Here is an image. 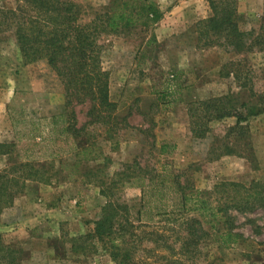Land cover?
<instances>
[{
	"label": "rangeland",
	"instance_id": "rangeland-1",
	"mask_svg": "<svg viewBox=\"0 0 264 264\" xmlns=\"http://www.w3.org/2000/svg\"><path fill=\"white\" fill-rule=\"evenodd\" d=\"M73 1L81 8V21L108 2ZM155 2L162 16L146 33L109 35L103 40L102 67L109 73V100L131 128L107 140L102 127L84 125L80 137L63 141L64 149L75 148L74 144L78 149L87 148L78 153L75 163L71 149L58 159L42 160L46 182L27 180L22 186L14 185L11 202L0 207V243L20 250L18 264L106 262L94 237H88L82 250L75 245L100 213L107 193L123 200L129 221L136 222L140 208L143 219L150 215L140 227L143 242L133 256L136 264L185 259L176 253L175 222L160 218L152 201L142 205L139 188L108 185L125 164L141 171L152 163L167 162L165 166L178 173L181 183L191 185V192L207 193L221 181L243 185L264 181V113L247 115L239 124L244 131L240 134L232 130L236 129L232 128L233 116L204 123L199 120L196 125L206 131L197 138L188 130L187 111L193 101L225 95V105L242 114L241 103H259L248 88L264 98V51L237 54L214 45L198 47L196 22L210 13L205 0ZM22 4L20 0H0V9ZM235 6L242 26L264 23V0H236ZM4 14L0 12V143L13 144V148L8 155H0V170L16 161L15 154H22L19 149L26 142L44 137L50 127L46 119L64 110L54 74L43 61L26 62L21 57L10 25L14 16L9 14L7 22H1ZM71 108L75 127L83 125L87 106L73 103ZM62 118L67 120V112L57 119ZM161 144H165V152L158 153ZM226 146L233 151L224 153ZM228 213L233 231L239 234L236 241L223 247L212 235L205 238L199 252L193 254V264H264V210L236 213L229 209ZM152 233L161 236L156 243L150 240ZM174 244L173 251L166 248Z\"/></svg>",
	"mask_w": 264,
	"mask_h": 264
},
{
	"label": "trees",
	"instance_id": "trees-1",
	"mask_svg": "<svg viewBox=\"0 0 264 264\" xmlns=\"http://www.w3.org/2000/svg\"><path fill=\"white\" fill-rule=\"evenodd\" d=\"M20 1L22 7L17 5L5 11L0 9L1 13H5L1 22H7L9 14L14 16L10 25L21 57L26 62L41 60L52 71L61 86L64 110L62 114L46 119L50 127L44 137L26 142L19 149L22 154H15L16 161L12 160L8 167L0 170V207L11 202L16 193L14 185L22 186V182L27 180L46 182L44 173L47 170L43 169L42 160L58 159L71 149L70 156L74 157L75 163L78 153L85 152L87 148L82 146L78 149L74 144L75 148L64 149L63 141L80 137L84 125L102 127L107 140H112L113 134L120 130L131 128L126 117L118 115L113 102L109 100V73L102 67L103 40L109 35L146 33L162 16L155 0H108L101 11L86 21H81V8L73 0ZM205 2L210 13L196 22L198 47L214 45L237 54L264 51V23L242 26L236 11V0ZM26 7L30 9L29 14L25 13ZM149 40L150 37L146 42ZM241 86L246 88L244 83ZM248 90L259 103L250 106L241 103L240 107L245 108L244 114L225 105L228 102L226 95L188 104V130L191 136L200 138L204 135L206 127L199 128L196 125L199 120L204 123L223 116H233L235 121L232 128L236 129H231L237 134L244 133L239 124L249 116L264 113V98L250 88ZM73 103L87 106V120L79 127H75L71 108ZM65 112L68 114L67 120L57 119ZM63 133L65 137H62ZM114 144L111 142V145ZM8 146L0 143V155L12 152L13 144ZM165 148V144L159 145L158 153L165 152ZM231 151L232 147L223 148L224 153ZM165 165L168 166L167 162H155L148 169L140 171L125 164L123 170L115 173L116 179H112L108 185L117 183L139 188L141 204L152 201L160 218L176 223L174 241L177 240V245H167L166 248L173 251L176 245V253L185 259L174 258L167 260L166 264H188L185 263L187 261L193 264V254L199 252L202 241L211 235L220 246L227 247L234 243L239 234L233 231L229 209L236 213L258 208L264 210V181L255 180L247 185L221 181L207 193L196 189L191 192V185L181 183L178 173ZM102 192L103 187L99 190V193ZM105 197L107 199L100 213L91 219L87 232L77 237L81 242L75 248L82 250L88 237H94L107 257V261L100 264H136L133 256L142 249L143 242L140 227L142 221L150 220V215L143 219L145 214L140 208L136 222H131L123 200L113 193H107ZM152 234L150 240L156 243L161 236ZM71 248L74 246L71 245ZM19 254L20 250L14 246L0 243V264H18Z\"/></svg>",
	"mask_w": 264,
	"mask_h": 264
}]
</instances>
